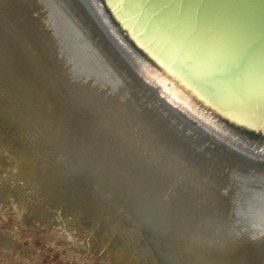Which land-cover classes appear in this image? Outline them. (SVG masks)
Listing matches in <instances>:
<instances>
[{
	"label": "rangeland",
	"instance_id": "1",
	"mask_svg": "<svg viewBox=\"0 0 264 264\" xmlns=\"http://www.w3.org/2000/svg\"><path fill=\"white\" fill-rule=\"evenodd\" d=\"M50 34L41 0H0V264H197L190 241L216 242L155 229L124 185L180 158L125 89L127 104L72 75ZM247 240L219 243L264 246Z\"/></svg>",
	"mask_w": 264,
	"mask_h": 264
},
{
	"label": "water",
	"instance_id": "2",
	"mask_svg": "<svg viewBox=\"0 0 264 264\" xmlns=\"http://www.w3.org/2000/svg\"><path fill=\"white\" fill-rule=\"evenodd\" d=\"M41 2L55 53L69 66L72 75L93 80L127 104L125 89L131 102L134 101L158 129L154 130L156 138L165 144L170 154L180 158L178 165L185 167L186 172H177L159 164L164 170L162 175L146 167L136 171L133 178L140 181V187L124 182L133 199V211L144 215L148 222L154 218L157 230L179 231L178 241L190 238L188 235L194 232L215 241V244L190 243L187 239L191 249L187 257L197 264H257L247 257L254 249L228 254L225 244L219 241L236 242L248 232V227L241 223L248 224L256 217L258 208L264 207L260 195L252 194L258 187L256 176L261 171L246 169L243 165L257 160L255 155L264 154V144L247 145L234 140L163 90L148 73L136 71L126 57L112 47L110 38L104 34V26H99L79 0ZM54 6L57 7L55 15ZM67 15L72 22L66 21ZM224 145L254 156L239 150L235 153ZM167 196L170 201L165 199ZM255 202L259 205H254Z\"/></svg>",
	"mask_w": 264,
	"mask_h": 264
},
{
	"label": "bare ground",
	"instance_id": "3",
	"mask_svg": "<svg viewBox=\"0 0 264 264\" xmlns=\"http://www.w3.org/2000/svg\"><path fill=\"white\" fill-rule=\"evenodd\" d=\"M79 1L136 71L234 140L264 144V0ZM254 157L243 165L261 171L252 194L264 206V154ZM258 209L241 223L249 245H264V207ZM258 252L250 255L264 264V246Z\"/></svg>",
	"mask_w": 264,
	"mask_h": 264
}]
</instances>
